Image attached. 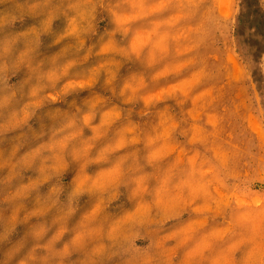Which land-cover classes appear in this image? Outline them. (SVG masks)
<instances>
[{
    "label": "rangeland",
    "instance_id": "374dc122",
    "mask_svg": "<svg viewBox=\"0 0 264 264\" xmlns=\"http://www.w3.org/2000/svg\"><path fill=\"white\" fill-rule=\"evenodd\" d=\"M0 79V264H264V0H0Z\"/></svg>",
    "mask_w": 264,
    "mask_h": 264
},
{
    "label": "clouds",
    "instance_id": "9594fccd",
    "mask_svg": "<svg viewBox=\"0 0 264 264\" xmlns=\"http://www.w3.org/2000/svg\"><path fill=\"white\" fill-rule=\"evenodd\" d=\"M18 94L7 84L6 79H0V110L6 109L14 97ZM14 125H0V136L6 134ZM66 127H69L66 125ZM78 134V132H77ZM71 138V137H70ZM49 146L42 145L32 155L39 158L40 153ZM75 150V149H73ZM46 228L37 227L33 230V238L37 241L36 245L23 257H21L17 264H59L56 257L62 253L58 252L55 248L57 237H52L46 242H41L46 233Z\"/></svg>",
    "mask_w": 264,
    "mask_h": 264
}]
</instances>
